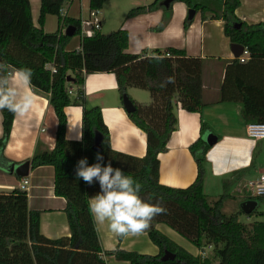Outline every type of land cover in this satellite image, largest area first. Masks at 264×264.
I'll list each match as a JSON object with an SVG mask.
<instances>
[{"label": "trees", "instance_id": "1", "mask_svg": "<svg viewBox=\"0 0 264 264\" xmlns=\"http://www.w3.org/2000/svg\"><path fill=\"white\" fill-rule=\"evenodd\" d=\"M105 0H88V10H100ZM160 0L127 10L125 18L150 12ZM187 8L212 19H221L223 34L230 43L241 45L248 52L244 62L228 61L223 69L219 86L220 101H237L241 104V117L245 123H264V22L245 25L234 10L239 0H178ZM64 0H39L37 27L33 25L28 0H0V62H6L8 71L21 67L33 72L30 88L47 95V104L56 117L54 143L51 149H36L29 163L31 168L48 165L53 168V194L61 197L68 235L57 239L43 236L38 229V211L27 208L26 192L13 188L0 191V264H107L105 257L112 256L126 264H264V220L243 223L236 212L224 215L221 206L230 196L221 194L209 202L202 193L203 156L208 149L200 138L188 145L196 165L194 180L185 187H170L158 182V154L165 152L167 141L175 129L174 107L198 113L201 103L202 59L188 56L184 50L167 47L162 50L128 52L127 32L117 28L102 34L94 31L89 37L80 34V20L61 17L59 10ZM169 9V8H167ZM45 15H55L58 28L44 32ZM189 20H184L186 29ZM239 23L240 27L236 28ZM75 27L73 35H80L79 46L66 51L70 39L60 26ZM159 56L163 59L150 60ZM46 65H52L50 72ZM112 73L121 102L127 88L146 90L150 101L140 104L130 99L135 109L125 112L130 122L145 135V150L141 157L114 151L109 146L108 132L102 122L98 106L83 105V77L88 73ZM173 76L175 83L161 87V82ZM74 87L78 99L66 92ZM78 103L81 107V137H65L64 108ZM0 148L10 131L13 113L0 111ZM203 124L200 123V131ZM100 135L99 150L91 149L93 135ZM104 156V164L111 163L125 175L142 183L141 197L163 202L167 212L156 216L144 233L154 244L156 254L100 248L94 222L89 213L88 199L100 189L98 183L89 185L75 179V165L86 157L91 165L95 154ZM226 182V181H224ZM244 199L259 200L245 197ZM253 210L250 214H254ZM261 214V213H259ZM163 224L195 248L210 246L211 258L190 255L156 229ZM122 238L117 237L118 242ZM174 253V258L162 261L163 251Z\"/></svg>", "mask_w": 264, "mask_h": 264}, {"label": "crops", "instance_id": "2", "mask_svg": "<svg viewBox=\"0 0 264 264\" xmlns=\"http://www.w3.org/2000/svg\"><path fill=\"white\" fill-rule=\"evenodd\" d=\"M152 1L113 0V3L117 4L116 11L122 18L115 25H111L108 20L105 31L109 33L117 28L124 29L127 32L130 53H138L142 49L150 51L171 47L184 50L188 56L202 59L200 95L202 107L198 113L184 111L177 105L174 107L175 129L167 141L166 151L157 156L158 182L170 187H185L190 184L196 176V165L188 151V145L197 138L204 142V137L209 136L212 143L204 142L208 149L203 156L202 193L212 198L211 201L226 193L230 196L228 199H237L240 202L248 197L247 182L257 175H264V137L251 139L247 136L245 127L248 123L241 117L239 102L219 100V86L224 66L233 59L229 47L231 43L223 34V22L221 19L210 18L209 12H205L202 19L196 10L192 17L187 19L188 8L178 0L172 2L167 7L169 9L158 4V7L150 12L130 18L124 17L128 9L145 6ZM28 2L32 23L37 27L39 0ZM84 10L88 12L90 18L88 0H70L60 9V16L78 19L81 23L88 21L82 17ZM101 10L103 11V6ZM98 14L99 10L95 17L99 21L100 31L101 27L107 24V17L102 14L103 17L98 18ZM234 14L245 25L264 22V0H239ZM184 20H189L186 29H183ZM57 28V17L45 15L42 30L54 32ZM64 28L65 26H60L59 30L63 33ZM79 37L80 35L77 40L69 39L64 49L66 51L77 49ZM12 73L15 74L16 71ZM82 89L84 106L100 108L110 148L137 157L143 156L145 135L130 122L122 109L113 74L88 73L83 77ZM134 89L137 88H127V96L141 103L133 93ZM27 90L35 97L32 109L22 117H13L9 135L0 148V191L7 192L17 188L22 178H25L27 208L38 211L39 232L46 238L57 239L67 236L69 232L63 212L65 202L53 194V168L48 165L31 168L29 163L28 172L24 177H17L4 170L8 163L29 162L36 149L49 150L54 143L56 117L47 104V95L33 91L30 87ZM64 115L66 139L79 140L81 109L76 105H68L64 108ZM200 123L203 124L201 131ZM1 134L0 116V137ZM259 204L264 207V198L256 201L253 215L259 213L264 215L263 209L259 208L256 211ZM252 221L247 217L243 223ZM94 228L102 250L119 247L122 250L151 255L158 252L157 247L150 242L145 233L122 238L118 242L117 237L113 236L106 225L94 224ZM156 229L184 249L180 243L182 237L179 238L178 234L163 224H156ZM187 252L196 256L198 249L194 247ZM105 260L107 264H126L112 256L105 257ZM211 262H216L212 256Z\"/></svg>", "mask_w": 264, "mask_h": 264}, {"label": "clouds", "instance_id": "3", "mask_svg": "<svg viewBox=\"0 0 264 264\" xmlns=\"http://www.w3.org/2000/svg\"><path fill=\"white\" fill-rule=\"evenodd\" d=\"M157 61L159 56L149 57ZM33 72L21 67L15 74L8 71L7 63L0 62V111L7 110L14 116L26 115L35 102V97L27 90L31 85ZM175 83L169 76L161 82V87ZM96 162L89 164L87 158H81L75 165V179L92 185L99 184V191L88 200V209L94 224L106 225L115 237L127 238L142 235L151 227L152 220L167 212L163 202H150L154 194L147 199L141 197L143 185L120 168H114L109 162L104 164L102 153L95 154Z\"/></svg>", "mask_w": 264, "mask_h": 264}, {"label": "built area", "instance_id": "4", "mask_svg": "<svg viewBox=\"0 0 264 264\" xmlns=\"http://www.w3.org/2000/svg\"><path fill=\"white\" fill-rule=\"evenodd\" d=\"M70 0H64L63 5L69 3ZM61 6V8H62ZM60 8V9H61ZM97 13V10H90L89 17L94 18ZM61 14L59 10V15ZM81 35L89 37L93 34L94 31H98L100 24L96 19L88 20L85 22H81ZM248 58V52L245 48L242 49L241 54L236 58L239 62H244ZM46 68L50 70V72H54L52 65H46ZM66 92L69 96L78 99L74 87H67ZM246 134L251 139H259L264 137V123H248L245 127ZM27 180L22 178L20 181L18 188L26 191ZM247 194L249 197L254 198H264V175H257L252 178L249 182H247ZM210 249V246H202L198 248L197 257L203 258L204 250Z\"/></svg>", "mask_w": 264, "mask_h": 264}, {"label": "water", "instance_id": "5", "mask_svg": "<svg viewBox=\"0 0 264 264\" xmlns=\"http://www.w3.org/2000/svg\"><path fill=\"white\" fill-rule=\"evenodd\" d=\"M174 1L177 0H160L159 5H161L164 8H167ZM193 13H194V9L188 8L187 19H190ZM235 27L239 28L240 24L237 23ZM74 31H75L74 26L67 25L63 30V34L70 37L73 35ZM229 47L233 58H237L241 54L243 49L241 45L235 43H231ZM121 106L123 110L127 113L132 112L135 109L134 105L131 103L128 96H126L125 94L122 95L121 97ZM99 142H100V135L97 132H95L93 135L91 149L94 151H98L100 149ZM204 142L210 144L212 143V139L209 136H205ZM28 169H29V162L24 161L18 164L8 163L4 170H7V172L12 173L17 177H24L27 174ZM255 206H256V201L252 199H244L238 203L239 210L245 215L250 214L254 210ZM173 258H174V253L169 252L167 250L163 251L162 255L160 256V260L162 261H165L167 259L171 260Z\"/></svg>", "mask_w": 264, "mask_h": 264}, {"label": "rangeland", "instance_id": "6", "mask_svg": "<svg viewBox=\"0 0 264 264\" xmlns=\"http://www.w3.org/2000/svg\"><path fill=\"white\" fill-rule=\"evenodd\" d=\"M116 5L117 4H115V3H113V0H107L105 3H103V11L101 10H99V14H98V18H102L103 17V15L102 14H104L106 17H107V24L105 25V26H102L101 27V29H100V33H102V34H105V33H107V31H105L106 30V27L108 26V20H109V23H111V25H115L116 23H118V21L119 20H121V18H122V15L119 13V15H118V12L116 11ZM82 17L84 18V19H86V20H93V19H96V17H94V18H88V12L86 11V10H84V12L82 13ZM33 18H34V20H35V16L33 15ZM112 27H114V26H112ZM113 29H115V28H113ZM73 39V40H77V38H78V35H72L71 37H70V39ZM130 92H132V91H130ZM133 93L136 95V97H137V100L139 101V102H141L140 104H146V103H148L149 102V100H150V97H149V94H148V92L146 91V90H141V89H134V91H133ZM115 94H117V93H115ZM127 94V93H126ZM128 95V94H127ZM73 97H71L70 96V99H72ZM76 106H78L80 109H81V107H80V105L78 104V103H76L75 104ZM84 105V104H83ZM122 107V106H121ZM123 109V108H122ZM207 197V200L209 201V202H211V200L210 199H212V198H209L208 196H206ZM238 201H237V199L236 200H233V199H225L224 201H223V203H222V206H221V212L224 214V215H228V214H230V213H232V212H235V211H237L238 210ZM262 205L261 204H259V206L257 207V210L256 211H258L259 210V208L260 209H263L264 210V207H261ZM250 216H252V217H250ZM248 217V219H249V221H252V220H264V215H262V214H255V215H253V214H251V215H245V214H243V213H238V215H237V219L239 220V221H241V222H244V220H245V218H247ZM179 238H181L180 236H178ZM181 244H182V246H183V248L184 249H186L187 251H191L192 250V248H194L191 244H189L185 239H183V238H181ZM191 248V249H190ZM211 256H212V252H211V249H206V250H204V256L203 257H207V258H211Z\"/></svg>", "mask_w": 264, "mask_h": 264}]
</instances>
